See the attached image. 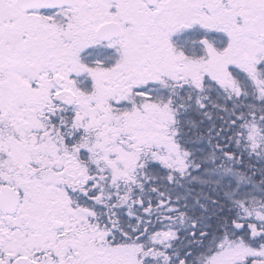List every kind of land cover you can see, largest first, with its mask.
Instances as JSON below:
<instances>
[{
    "label": "snow or ice",
    "instance_id": "1",
    "mask_svg": "<svg viewBox=\"0 0 264 264\" xmlns=\"http://www.w3.org/2000/svg\"><path fill=\"white\" fill-rule=\"evenodd\" d=\"M0 264H264V0H0Z\"/></svg>",
    "mask_w": 264,
    "mask_h": 264
}]
</instances>
